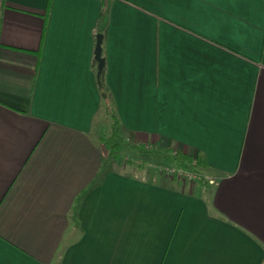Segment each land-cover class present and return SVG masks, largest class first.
I'll return each instance as SVG.
<instances>
[{
  "label": "crops",
  "instance_id": "obj_1",
  "mask_svg": "<svg viewBox=\"0 0 264 264\" xmlns=\"http://www.w3.org/2000/svg\"><path fill=\"white\" fill-rule=\"evenodd\" d=\"M105 3L117 134L206 182L107 161ZM0 264H264V0H2Z\"/></svg>",
  "mask_w": 264,
  "mask_h": 264
},
{
  "label": "trees",
  "instance_id": "obj_2",
  "mask_svg": "<svg viewBox=\"0 0 264 264\" xmlns=\"http://www.w3.org/2000/svg\"><path fill=\"white\" fill-rule=\"evenodd\" d=\"M107 14V7L106 3L101 10V14L99 17V21L97 24V34L104 33V21ZM97 84L101 99L104 101L107 112L110 113L111 117V124H110V131L108 135L100 134L99 138L103 142L104 147L107 151V161H119L121 159L120 149L121 147H126L129 149H135L139 153H146L148 150L140 146L139 144H132L131 142L124 140L121 136H119L116 132L118 126V120L116 114L114 113L113 109L110 106V94L108 92L107 86L104 80V70L97 74ZM166 154L170 155V150L164 151ZM173 163H177L184 168L194 170L195 166L192 165L193 156L182 154L179 152H174V156L170 158ZM127 163L134 164L136 167H141L140 163L135 160H125ZM196 165L200 167H204L206 164L204 163L203 159L197 156ZM203 179L199 174L197 181L201 182Z\"/></svg>",
  "mask_w": 264,
  "mask_h": 264
},
{
  "label": "rangeland",
  "instance_id": "obj_3",
  "mask_svg": "<svg viewBox=\"0 0 264 264\" xmlns=\"http://www.w3.org/2000/svg\"><path fill=\"white\" fill-rule=\"evenodd\" d=\"M111 122L112 121H111L110 113L106 112L104 122L101 123L100 134L108 135V133L110 131ZM132 144H134V143H132ZM145 149L148 150L146 153H139L135 149H129L126 147H121V149H120L121 159L119 161L108 160V162L110 164L113 163V164L120 165V166H124V165L134 166L135 168H138L141 170H153V171L157 172L158 174H161L162 176H164L166 178H169V179L175 180V181H179V182L190 181V182L195 183V182H197V178H198L199 174L201 175V177L203 179L202 181H204V182L207 181L202 176V174L200 173L201 167L196 165L197 156H193V161L191 163L192 165L195 166L194 170H191V169L187 170V168H184L183 166H180L177 163L172 162V160L170 158L174 156V152L173 153L170 152V155H168L164 151L156 152V151H153L151 148H145ZM106 153H107V151H106ZM156 154L158 155V157L154 156ZM125 160L138 161L140 163L141 167H139V166L136 167L134 164L127 163V161H125ZM168 168H174L175 170L178 168L179 169L182 168V170L185 169L186 171H188V173H191L190 171H192L195 174V178H192V177L187 178V177H185L186 175H178L177 171H174V172L167 171V170H169Z\"/></svg>",
  "mask_w": 264,
  "mask_h": 264
},
{
  "label": "water",
  "instance_id": "obj_4",
  "mask_svg": "<svg viewBox=\"0 0 264 264\" xmlns=\"http://www.w3.org/2000/svg\"><path fill=\"white\" fill-rule=\"evenodd\" d=\"M103 34L98 33L96 35V42L93 52V59L96 61L97 74L103 70L104 58L101 56V43H102Z\"/></svg>",
  "mask_w": 264,
  "mask_h": 264
},
{
  "label": "built area",
  "instance_id": "obj_5",
  "mask_svg": "<svg viewBox=\"0 0 264 264\" xmlns=\"http://www.w3.org/2000/svg\"><path fill=\"white\" fill-rule=\"evenodd\" d=\"M1 4H2V0H0V5ZM168 169L169 170H167V171H170V172L177 171L178 175H186L185 177H187V178H190V177L195 178V174L192 171H190L191 173H188V171H186L185 169L182 170V168L181 169L178 168L176 170L174 168H168ZM210 182H212V180H210Z\"/></svg>",
  "mask_w": 264,
  "mask_h": 264
}]
</instances>
